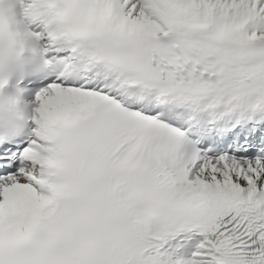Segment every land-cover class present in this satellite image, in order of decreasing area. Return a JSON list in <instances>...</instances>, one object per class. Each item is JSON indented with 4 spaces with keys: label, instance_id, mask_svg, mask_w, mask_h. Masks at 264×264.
<instances>
[{
    "label": "bare ground",
    "instance_id": "1",
    "mask_svg": "<svg viewBox=\"0 0 264 264\" xmlns=\"http://www.w3.org/2000/svg\"><path fill=\"white\" fill-rule=\"evenodd\" d=\"M139 2L137 13L143 15L146 19L154 17L153 0H134ZM212 0H207L210 3ZM221 0H214L212 4L218 7ZM230 6L242 5L249 8L252 12H262L264 9V0H225ZM264 35V31L259 33ZM208 168L207 174L202 173L206 182L215 185H221L225 188H236L242 193L250 194L257 200L261 201L264 206V166L257 165L254 162H238L236 160H225L209 162L205 165ZM210 167V169H209ZM205 168V167H203ZM214 251L211 247H205L202 253L203 259L207 264H217L214 261Z\"/></svg>",
    "mask_w": 264,
    "mask_h": 264
}]
</instances>
